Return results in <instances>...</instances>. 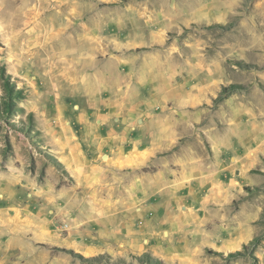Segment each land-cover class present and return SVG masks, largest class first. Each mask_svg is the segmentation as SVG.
Listing matches in <instances>:
<instances>
[{"label":"rangeland","instance_id":"1","mask_svg":"<svg viewBox=\"0 0 264 264\" xmlns=\"http://www.w3.org/2000/svg\"><path fill=\"white\" fill-rule=\"evenodd\" d=\"M83 124L131 156L104 198L61 158ZM8 225L0 264H264V0H0Z\"/></svg>","mask_w":264,"mask_h":264},{"label":"crops","instance_id":"2","mask_svg":"<svg viewBox=\"0 0 264 264\" xmlns=\"http://www.w3.org/2000/svg\"><path fill=\"white\" fill-rule=\"evenodd\" d=\"M127 65L129 66L127 69L131 71L132 70L131 65L130 64H127ZM152 67L156 68V64L152 65ZM123 75L127 76L126 77L127 79H125L126 87H124L122 91V98H139L138 94L140 93V91L137 90L135 81H131V77H130L131 75L125 74V73ZM156 78H157V74L154 75V77L151 79L152 81L151 85H155L154 81L156 80ZM89 81L90 79L88 77H84L83 81L81 82V86H79L81 94L76 93L75 95V98H80L82 102V104L80 103L81 107L84 110L82 115H83V118L86 119L87 122H88L87 119L91 113L97 114V111H99V113L102 114V110H101L102 104H103V108L105 107V104L103 103V101H100V106H98L97 108L94 106V100H93L94 91L91 89L90 87L91 84H89ZM117 109L118 108L115 107L113 110H117ZM97 124H98V121H97ZM82 128L84 129L80 133L82 134V137L79 138L81 142L72 145L74 147L73 148L69 147L70 150L67 151V152H70L72 150V151H75V153H72L70 155L64 154L62 155L61 158L64 160L66 169L69 170L70 168L71 171L72 170L75 171L76 169L78 170V174H79L78 181L80 183H83L84 181L86 183V187H89V186L92 187V190L87 191V195L85 198H93V199L94 198L95 199L104 198L103 196H106L107 194L104 193L105 192L104 190H100V184L105 182V180L108 178V174H105L104 172L106 170H103L101 165L98 164L100 163L99 156L101 155L103 159H106L105 165L109 167L114 166V164H117V166L119 165L128 166L131 164V156L129 155V153L125 154V151H124L125 149H122V151L120 150L116 151L115 149L112 148L114 141L112 140L110 136L115 133L114 129L108 132L107 130H104L103 129L104 127H101L100 125L97 127L91 125V128L85 127L84 125V127ZM126 134H128V131L126 132ZM85 150H87V152L89 151L90 156L88 158L87 155H84L86 159L85 158L82 159L80 157H83V156L79 155L78 151H85ZM147 151L148 153H150L151 151L156 152L157 148L149 147L147 148ZM104 154H107V155L105 156ZM87 160L89 161L88 165H86ZM82 164H83V167H82ZM88 170L92 172L91 177L89 179H87L86 177H83V174H82V173L87 172ZM191 170H194V169H191ZM200 170L201 169L199 167H196L194 172L199 174ZM188 174H190V171L185 173V175H188ZM141 194H142V197H146V192L141 193Z\"/></svg>","mask_w":264,"mask_h":264},{"label":"bare ground","instance_id":"3","mask_svg":"<svg viewBox=\"0 0 264 264\" xmlns=\"http://www.w3.org/2000/svg\"><path fill=\"white\" fill-rule=\"evenodd\" d=\"M105 160H106V159H105ZM10 226H11V225L5 226V227H3L2 230L0 231V235H1L2 237H4V236H9V239H8V241H7V245H8V244H16V243L19 244V243H22V242L24 241V239H23V238H16L15 235H14L15 231H14L13 228H11ZM25 232H28V231H25ZM40 237H41V236H40ZM18 239H19V240H18ZM24 244H25V247L28 248V247H27L28 244H26V242H25ZM6 249L9 250L8 246H6ZM28 250H30V249H28ZM46 261H47V259L45 258V260L43 261L42 264H45Z\"/></svg>","mask_w":264,"mask_h":264}]
</instances>
